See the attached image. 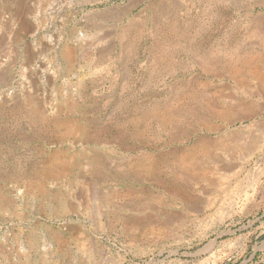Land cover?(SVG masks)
Here are the masks:
<instances>
[{
    "label": "rangeland",
    "instance_id": "1",
    "mask_svg": "<svg viewBox=\"0 0 264 264\" xmlns=\"http://www.w3.org/2000/svg\"><path fill=\"white\" fill-rule=\"evenodd\" d=\"M263 76L264 0H0V264H264Z\"/></svg>",
    "mask_w": 264,
    "mask_h": 264
},
{
    "label": "bare ground",
    "instance_id": "2",
    "mask_svg": "<svg viewBox=\"0 0 264 264\" xmlns=\"http://www.w3.org/2000/svg\"><path fill=\"white\" fill-rule=\"evenodd\" d=\"M164 13V12H163ZM258 39V38H257ZM241 48V47H240ZM260 49V48H259ZM254 50V49H253ZM252 50V51H253ZM257 61V60H256ZM247 70V69H246ZM249 73V72H248ZM246 74V73H245ZM242 75H243V73H242ZM250 76H251V74H250ZM249 76V77H250ZM252 76H254V75H252ZM262 76V75H261ZM255 77V76H254ZM264 77V76H263ZM251 78H253V77H251ZM257 78V77H256ZM261 78V77H260ZM245 80H246V77H245ZM249 80V79H248ZM262 80V79H261ZM264 81V80H263ZM257 82V81H256ZM251 86V85H250ZM246 91V90H245ZM246 92H248V91H246ZM256 93V92H255ZM210 106V105H209ZM211 107V106H210ZM241 109V108H240ZM244 112V111H243ZM149 203V202H148Z\"/></svg>",
    "mask_w": 264,
    "mask_h": 264
}]
</instances>
